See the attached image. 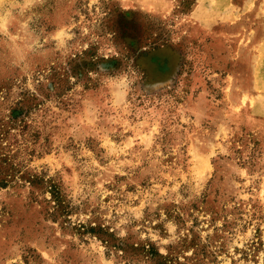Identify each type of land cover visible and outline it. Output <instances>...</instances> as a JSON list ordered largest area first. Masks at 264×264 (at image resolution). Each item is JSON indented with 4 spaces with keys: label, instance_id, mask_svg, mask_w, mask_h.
Here are the masks:
<instances>
[{
    "label": "rangeland",
    "instance_id": "obj_1",
    "mask_svg": "<svg viewBox=\"0 0 264 264\" xmlns=\"http://www.w3.org/2000/svg\"><path fill=\"white\" fill-rule=\"evenodd\" d=\"M0 264H264V0H0Z\"/></svg>",
    "mask_w": 264,
    "mask_h": 264
},
{
    "label": "trees",
    "instance_id": "obj_2",
    "mask_svg": "<svg viewBox=\"0 0 264 264\" xmlns=\"http://www.w3.org/2000/svg\"><path fill=\"white\" fill-rule=\"evenodd\" d=\"M31 182H34V181H31ZM51 192V194H52V198H53V200H55V204L57 205H59V203H58V199H57V197L55 196V193H53V191H50Z\"/></svg>",
    "mask_w": 264,
    "mask_h": 264
}]
</instances>
